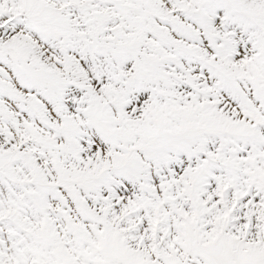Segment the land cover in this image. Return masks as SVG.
<instances>
[{"label":"snow or ice","instance_id":"obj_1","mask_svg":"<svg viewBox=\"0 0 264 264\" xmlns=\"http://www.w3.org/2000/svg\"><path fill=\"white\" fill-rule=\"evenodd\" d=\"M0 264H264V0H0Z\"/></svg>","mask_w":264,"mask_h":264}]
</instances>
